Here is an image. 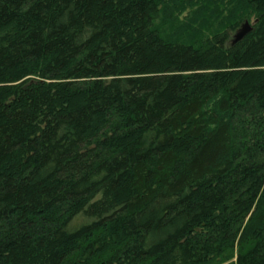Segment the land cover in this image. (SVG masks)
I'll return each mask as SVG.
<instances>
[{
    "label": "trees",
    "instance_id": "16d2710c",
    "mask_svg": "<svg viewBox=\"0 0 264 264\" xmlns=\"http://www.w3.org/2000/svg\"><path fill=\"white\" fill-rule=\"evenodd\" d=\"M0 264H264V0H0Z\"/></svg>",
    "mask_w": 264,
    "mask_h": 264
},
{
    "label": "water",
    "instance_id": "95a60500",
    "mask_svg": "<svg viewBox=\"0 0 264 264\" xmlns=\"http://www.w3.org/2000/svg\"><path fill=\"white\" fill-rule=\"evenodd\" d=\"M251 28V24L248 21H245L233 35L232 42H237L242 39L248 32H250Z\"/></svg>",
    "mask_w": 264,
    "mask_h": 264
}]
</instances>
